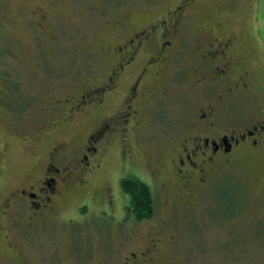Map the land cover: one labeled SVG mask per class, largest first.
I'll return each instance as SVG.
<instances>
[{"label":"rangeland","instance_id":"obj_1","mask_svg":"<svg viewBox=\"0 0 264 264\" xmlns=\"http://www.w3.org/2000/svg\"><path fill=\"white\" fill-rule=\"evenodd\" d=\"M180 6L183 17L160 80L162 92L145 112V133L152 138L141 144V132L133 130L127 138L138 163L157 159V182L169 178L165 168L191 116L219 92L196 82L202 68L198 39L233 37L237 67L260 70L262 55L256 50H264V0H0V264H121L150 239L161 242L160 264H264L263 194L250 164L211 180L203 190L179 187L171 176L160 193L140 164L142 172L131 168L136 160H129L121 134L105 147L100 168L69 192L57 214L32 222L3 212L8 192L38 175L53 148L64 144L73 155L109 119L126 79L103 105L70 122L60 120L57 100L104 81L115 60L110 45L118 36ZM243 104L232 97L225 108L252 114L255 107ZM36 130L44 134L35 140ZM128 174L150 185L156 205L150 219L137 222L126 213L120 178ZM226 182L236 189L237 208L224 218L219 197Z\"/></svg>","mask_w":264,"mask_h":264},{"label":"flooded vegetation","instance_id":"obj_2","mask_svg":"<svg viewBox=\"0 0 264 264\" xmlns=\"http://www.w3.org/2000/svg\"><path fill=\"white\" fill-rule=\"evenodd\" d=\"M182 8L176 7L161 19L156 17L118 36V42L110 45L115 60L104 81L57 100V107L63 110L60 120L70 122L86 109L103 105L106 96L118 91V81L126 79L122 98L115 104L117 108L109 119L91 132L73 155L66 154L64 144L53 148L48 163L38 175L24 179L8 192L3 203L5 216L12 215L17 220L24 216L37 222L57 214L69 192L82 186L85 177L100 168L105 147L120 134L125 141V151H129V160H136L135 166L131 162V168L142 172L137 154L129 146L128 133L140 131L141 144L152 138L145 133L148 128L145 112L161 95L160 80L172 57L183 17ZM119 26L126 24L121 21ZM198 43L202 68L196 71V82L204 85L205 90L219 89V92L191 116L189 125L183 129L179 149L176 148L165 172L169 178L173 176L180 181L179 187L187 184L193 190H203L222 174L238 173L243 165L249 168L251 165L256 175L254 182L262 188L264 210V93L257 99L259 93L264 92V50H256L262 55V68L246 69L237 67L239 56L233 37L204 35ZM232 97L242 101L246 108L255 107L252 114L228 111L225 102ZM43 134L36 130L33 136L36 140ZM140 165L145 170L144 177L154 182L156 190L165 193L169 178L157 182V159L149 157ZM220 186V213L227 218L237 208L236 189L227 182ZM260 226H264V215ZM157 248H161L160 240L150 239L138 252L127 254L121 264H160Z\"/></svg>","mask_w":264,"mask_h":264},{"label":"trees","instance_id":"obj_3","mask_svg":"<svg viewBox=\"0 0 264 264\" xmlns=\"http://www.w3.org/2000/svg\"><path fill=\"white\" fill-rule=\"evenodd\" d=\"M120 188L127 198L126 213L135 221L150 219L155 214V198L150 186L133 176L123 177Z\"/></svg>","mask_w":264,"mask_h":264}]
</instances>
